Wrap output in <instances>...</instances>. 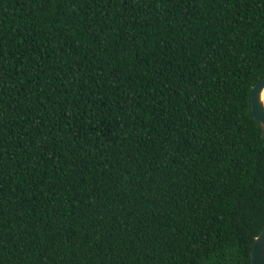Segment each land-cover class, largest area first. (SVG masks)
<instances>
[{"label":"trees","instance_id":"1","mask_svg":"<svg viewBox=\"0 0 264 264\" xmlns=\"http://www.w3.org/2000/svg\"><path fill=\"white\" fill-rule=\"evenodd\" d=\"M262 77L264 0H0V264H249Z\"/></svg>","mask_w":264,"mask_h":264},{"label":"water","instance_id":"2","mask_svg":"<svg viewBox=\"0 0 264 264\" xmlns=\"http://www.w3.org/2000/svg\"><path fill=\"white\" fill-rule=\"evenodd\" d=\"M259 90L260 102L257 103V93ZM250 106L254 118L264 131V77L258 80L251 87ZM249 264H264V228L255 236L250 250Z\"/></svg>","mask_w":264,"mask_h":264},{"label":"snow or ice","instance_id":"3","mask_svg":"<svg viewBox=\"0 0 264 264\" xmlns=\"http://www.w3.org/2000/svg\"><path fill=\"white\" fill-rule=\"evenodd\" d=\"M256 93H257V103H259L260 99H259V90L258 89L256 90Z\"/></svg>","mask_w":264,"mask_h":264}]
</instances>
